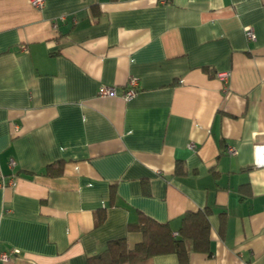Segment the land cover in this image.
I'll return each mask as SVG.
<instances>
[{
    "label": "crops",
    "instance_id": "1",
    "mask_svg": "<svg viewBox=\"0 0 264 264\" xmlns=\"http://www.w3.org/2000/svg\"><path fill=\"white\" fill-rule=\"evenodd\" d=\"M263 143L264 0H0V264H88L139 213L176 236L203 210L209 253L135 264H264Z\"/></svg>",
    "mask_w": 264,
    "mask_h": 264
},
{
    "label": "trees",
    "instance_id": "2",
    "mask_svg": "<svg viewBox=\"0 0 264 264\" xmlns=\"http://www.w3.org/2000/svg\"><path fill=\"white\" fill-rule=\"evenodd\" d=\"M60 168L48 166L46 174L58 175ZM208 211L187 212L181 217L177 235L172 234L168 223L157 222L139 213L137 220L128 223L127 232H139L140 242L133 247L126 239L118 238L107 242L100 253L87 258L88 264H135L155 255L176 254L181 263L187 262L190 252L209 253Z\"/></svg>",
    "mask_w": 264,
    "mask_h": 264
},
{
    "label": "built area",
    "instance_id": "3",
    "mask_svg": "<svg viewBox=\"0 0 264 264\" xmlns=\"http://www.w3.org/2000/svg\"><path fill=\"white\" fill-rule=\"evenodd\" d=\"M29 1L32 4V6H34L36 8H41L43 6V3H44V0H29ZM161 2L164 3V2H166V0H161ZM244 35H245V38L248 40L254 39V33H253L251 28L245 30ZM228 76H229V72H226V71L217 72L215 74V77L220 82H222L224 89L226 88ZM136 87H137V80L134 77H131L127 81L125 92L122 94L123 99L128 100L131 97H133L136 93ZM98 95L101 97L112 96V95H114V89L111 87H107V86H101L98 89ZM190 147H193V146L190 145ZM254 148H255L254 149L255 150V161H254L255 165L257 167H264V143L255 145ZM225 152L228 155H234L236 153V149L233 147H227ZM8 164L10 167H13L15 165V162L12 159H10ZM7 183H8V185H12L14 183V177L11 176L7 180ZM4 184L5 183L1 182L0 186H4ZM17 253H18L17 250H12L8 253H1L0 254V261H7L8 259L14 257Z\"/></svg>",
    "mask_w": 264,
    "mask_h": 264
}]
</instances>
